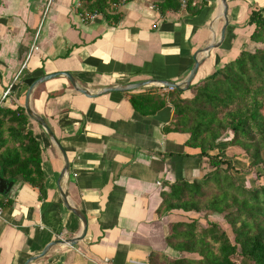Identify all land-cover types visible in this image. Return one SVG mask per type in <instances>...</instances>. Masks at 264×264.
Here are the masks:
<instances>
[{
  "label": "crops",
  "instance_id": "1",
  "mask_svg": "<svg viewBox=\"0 0 264 264\" xmlns=\"http://www.w3.org/2000/svg\"><path fill=\"white\" fill-rule=\"evenodd\" d=\"M48 1L0 0L4 106H22L28 86L56 72L72 74L83 89L95 93L102 87L149 79L182 81L196 56L202 60L197 83L241 50L259 46L250 41L254 26L248 17L251 10L264 6V0H227L229 23L223 43L208 54H196L220 34V0H188L186 7L164 13L156 0H125L112 6L118 20L99 14L87 22L76 8L80 0ZM169 92L149 87L87 98L64 77L34 90L30 106L68 156V199L86 217L87 230L73 247L54 246L30 264H149L152 252L182 256L168 247L166 237L172 224L199 214L160 211L162 192L177 180L202 178L209 170L208 159L185 145L187 135L165 130L173 121L169 101L148 115L129 101L131 94ZM181 97L191 93L183 91ZM29 128L41 147L46 197L39 200V191L20 179L15 193L4 196L10 203L1 208L0 264H23L50 242L77 237L82 228L60 199L58 180L64 163L59 151L40 127L30 121ZM230 138L231 133H225L210 154L231 160L242 172L237 178L245 187L264 184V171L257 181L244 172L250 159L228 146ZM66 185L63 178L60 187Z\"/></svg>",
  "mask_w": 264,
  "mask_h": 264
},
{
  "label": "trees",
  "instance_id": "2",
  "mask_svg": "<svg viewBox=\"0 0 264 264\" xmlns=\"http://www.w3.org/2000/svg\"><path fill=\"white\" fill-rule=\"evenodd\" d=\"M80 13L103 15L118 20L111 12L119 0H80ZM161 13L179 10L178 0H156ZM254 26L250 41L260 47L241 50L199 82H192L191 97L171 90L167 96L131 94L132 107L148 115L173 107V121L166 131L187 135L185 145L206 157L209 170L192 182L177 180L162 192L160 211L181 210L203 214L206 227L197 219L176 222L166 244L182 256L168 258L159 252L149 255V264H264V184L245 187L239 182L232 161L210 154L218 141L230 132L228 146L239 148L250 159L246 173L255 181L264 169V6L251 10ZM263 46V47H262ZM153 89V88H152ZM22 106L11 108L0 102V177L16 183L19 179L46 197L41 147ZM0 194V208L10 203ZM2 197V198H1ZM231 231V236L222 225ZM185 254V255H183Z\"/></svg>",
  "mask_w": 264,
  "mask_h": 264
},
{
  "label": "water",
  "instance_id": "3",
  "mask_svg": "<svg viewBox=\"0 0 264 264\" xmlns=\"http://www.w3.org/2000/svg\"><path fill=\"white\" fill-rule=\"evenodd\" d=\"M220 5L222 9L221 17L223 20V26L221 28L220 34L217 39L212 41L209 45H207L203 49H200L199 51H197L196 54H208L210 53V51L219 48L224 41V38L226 35V29L229 23L227 0H220ZM201 63H202V60L196 59V56H194V64L190 72L188 73L187 77L184 80L179 81V82L149 79V80L135 82V83H127L123 85L106 86V87H102L99 91L95 93H91L87 91L86 89H83L78 84V82L76 81V79L74 78L72 74L68 72H56V73H51V74L40 76L28 86L26 93H25L22 107L24 108L25 113L28 116L29 120L33 122L34 124H36L38 127H40L44 131L48 139L53 143V145L56 147V149L59 151L62 157L64 166H63V169L60 173L59 180H58V185H59L58 190H59L60 199L65 209L68 210L72 215H74L81 222L82 228H81L80 234L77 237L72 238V239H58V240L52 241L48 243L38 254L28 258L23 264H30L38 259L45 257L48 251L54 246L59 245V246H64V247H73L78 242L83 240L86 234V230H87L86 217L83 215L81 211H79L77 208L72 206L68 199V192H69L68 189L71 183L70 161L68 159V156L65 153L64 149L62 148L60 142L57 140L54 133L52 132V130L46 123V121L39 115L35 114L32 111V108L30 106L31 97H32L34 90L48 80L54 79L56 77H64L68 80L71 87L76 93L81 94L87 98H95L97 96H100L108 92H115V91L128 92V91H135V90L149 88V87H161V88L170 89V90L175 89L178 91H186L188 90L192 82L194 81L196 73ZM63 178L66 180V184H67L65 189H62L60 187V182ZM16 187H17V182L16 183L8 182L0 177V194L1 195L10 194L12 196V194L15 193Z\"/></svg>",
  "mask_w": 264,
  "mask_h": 264
},
{
  "label": "built area",
  "instance_id": "4",
  "mask_svg": "<svg viewBox=\"0 0 264 264\" xmlns=\"http://www.w3.org/2000/svg\"><path fill=\"white\" fill-rule=\"evenodd\" d=\"M124 1H125V0H119V2H124ZM178 1H179V3H180V7H182V8H183V7H186L187 4H188V0H178ZM50 2H51V0L48 1V3H50ZM80 6H81V1H78V2L76 3V8L79 9ZM45 13H46V10H45L44 14H45ZM79 15H80L82 21L87 22V21L92 20L95 16H97V15H99V14H98V13L89 14V13H80V12H79ZM32 49H33V47H32ZM9 92H10V89H8V90L4 93L3 97L8 96ZM1 213H2V211H1V208H0V216H1Z\"/></svg>",
  "mask_w": 264,
  "mask_h": 264
},
{
  "label": "rangeland",
  "instance_id": "5",
  "mask_svg": "<svg viewBox=\"0 0 264 264\" xmlns=\"http://www.w3.org/2000/svg\"><path fill=\"white\" fill-rule=\"evenodd\" d=\"M261 45H259V47H260ZM263 47V46H262ZM263 171H264V169H263ZM197 220H201V222H199V224L201 225V226H203V227H206L207 226V223H206V221L204 220V217H203V214H199V216L196 218ZM221 224L220 225H224V223L223 222H220ZM223 228L226 230V232L229 234V236L232 238V236H231V231H230V229L229 228H227V227H225V226H223Z\"/></svg>",
  "mask_w": 264,
  "mask_h": 264
}]
</instances>
